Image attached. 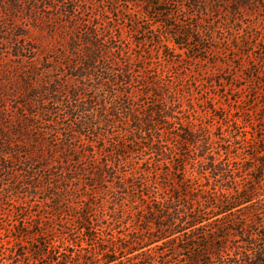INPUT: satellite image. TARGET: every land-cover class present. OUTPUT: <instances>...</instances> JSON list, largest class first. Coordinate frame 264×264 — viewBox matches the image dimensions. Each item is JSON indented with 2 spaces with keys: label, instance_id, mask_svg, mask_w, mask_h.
I'll use <instances>...</instances> for the list:
<instances>
[{
  "label": "trees",
  "instance_id": "1",
  "mask_svg": "<svg viewBox=\"0 0 264 264\" xmlns=\"http://www.w3.org/2000/svg\"><path fill=\"white\" fill-rule=\"evenodd\" d=\"M53 1L0 0V44L11 58L0 69V200L18 199L13 209L19 213L24 198L43 193L38 206L47 215L48 227L43 230L44 224L36 222L41 215L28 209L19 222L20 240L14 238L17 243L44 239L31 262L264 264V220L258 222L251 212L254 205L264 209V201L253 199L255 185L262 181L256 174L264 172L263 158L257 153L252 187L242 190L236 179L224 175L228 165L207 158V138L203 144L196 134L186 133L180 145L163 144L158 128H166L169 142L177 120L173 108L140 111L138 100L149 93L132 91L153 92L158 82L151 76L132 75L124 63L129 55L112 56L110 52L115 54L118 48L101 42L100 28L86 22L84 12L71 0H62L56 8ZM105 14L104 10L101 19ZM29 54L33 57L27 58ZM162 87L173 100L168 84ZM184 146L197 147L200 155L188 158ZM133 147L137 153L150 152L148 168H143V160L131 159ZM175 159L180 165L166 172V179L189 166L201 168L192 171L198 177L206 170L213 172L214 186L221 179L230 184L226 196L211 208L215 215L209 219L194 209L206 200L202 185L185 186L175 197L170 196L173 188L166 180L163 197H152L155 189L149 190L148 177ZM95 194L110 196L111 222L119 223L125 216L131 223L124 228L126 235L109 234L101 241L107 248L91 253L89 241H98V229L89 218ZM236 210L247 213L237 219ZM56 220L62 222L58 230L53 227ZM104 221L100 232L110 228L111 222ZM27 222L35 223L36 231ZM22 247L20 255L18 249L1 254L2 264H13L7 262L12 259L30 262Z\"/></svg>",
  "mask_w": 264,
  "mask_h": 264
},
{
  "label": "rangeland",
  "instance_id": "2",
  "mask_svg": "<svg viewBox=\"0 0 264 264\" xmlns=\"http://www.w3.org/2000/svg\"><path fill=\"white\" fill-rule=\"evenodd\" d=\"M71 2L78 10L84 12L86 22L100 28L101 42L118 48L115 54L110 52L112 56L121 59L120 52L129 55L128 60L122 58V62L125 60L124 63L130 67L132 75L148 79H151V76L158 82V90L153 92L137 88H133L132 91L149 93L138 100L140 111L151 109L163 111L165 108H173L177 120L173 124L175 129L169 131L172 133L169 142L166 141V128L163 125L158 128L161 132L159 134H162L163 144L167 142L168 147H174L177 143L180 145L186 139V133L196 134L203 144L207 138L210 144L207 158L215 160L218 164L223 162L225 166L228 165L224 175L236 179L242 190L245 187L251 188V181L255 178L253 169L257 165L255 161L257 153L264 161V156L259 153L264 152V0H71ZM60 3L62 0H54L51 4L56 8ZM32 5L33 3H30L28 6ZM104 10L105 19H101ZM32 30L35 34L37 29ZM104 31L106 35H103ZM53 47H56L55 51L62 52L60 46ZM5 48L0 44V69L6 67L11 59L8 51H3ZM44 54L49 53L45 50ZM26 57L33 56L29 54ZM166 84L173 100L166 96L162 87ZM133 149L135 153L131 159H134V162L136 159L143 160V168H148L146 164L150 163L148 160L152 157L150 152L145 149L137 153L138 148ZM182 150L184 155L191 159L200 155L197 147L184 146ZM173 162L169 167L164 165L157 167L148 177L149 190L155 189L152 197L157 199L163 197V187L167 182L173 188L170 190L172 191L170 196L175 197L183 194L185 186L202 185L207 197L194 209L196 212H203L208 219L215 215L211 208L216 207L217 202L226 196L225 190L230 184L221 179L218 180L220 184L214 186L213 172L206 170L205 175L198 177L195 172L201 168H196L195 172H192L194 170L189 166L178 169L179 173L175 176L172 174L166 179V172L172 173L173 166L180 165L178 160ZM194 163H197V160ZM256 178L262 181L261 184L255 185L256 188L253 186L256 191L253 199L257 200L256 202L264 201V172L256 174ZM107 184L111 185L108 182ZM42 194L37 198H24L19 213L13 209V201L18 199L0 200V256L7 252L14 253L17 249L16 255H20L24 246L31 257L30 262L13 259L7 262L49 263L48 259L31 262L44 239L33 238L23 240V243H17L14 239L18 237L20 240L23 225H19V222L24 219L28 209L41 215L36 222L44 224L43 230L48 227L47 215L42 212L40 205L38 206L42 203ZM109 201L111 202L109 195L95 194L93 200L95 207L89 218L98 229L95 235L98 241H89L88 248L91 253L94 249L107 248L108 245L105 242L102 244L101 241L109 234L126 235L124 228L131 223V219L125 216L119 223L111 222ZM245 211L236 210V218L241 219L246 215ZM251 212L257 221L264 220V209L259 205H254ZM104 220L111 222L110 228L102 226L105 229L104 232H100L98 226L105 223ZM27 223L29 227L34 225L36 231L35 223ZM53 227L58 230L62 227V222L56 220ZM221 235L222 233L218 236ZM119 242L124 244L121 239ZM3 262L0 257V264Z\"/></svg>",
  "mask_w": 264,
  "mask_h": 264
}]
</instances>
